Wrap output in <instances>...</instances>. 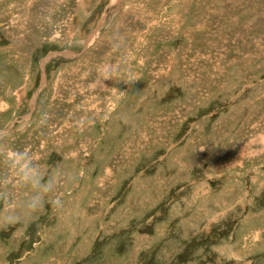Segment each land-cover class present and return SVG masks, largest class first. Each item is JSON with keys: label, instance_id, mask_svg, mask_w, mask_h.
I'll use <instances>...</instances> for the list:
<instances>
[{"label": "rangeland", "instance_id": "374dc122", "mask_svg": "<svg viewBox=\"0 0 264 264\" xmlns=\"http://www.w3.org/2000/svg\"><path fill=\"white\" fill-rule=\"evenodd\" d=\"M0 264H264V0H0Z\"/></svg>", "mask_w": 264, "mask_h": 264}, {"label": "clouds", "instance_id": "9594fccd", "mask_svg": "<svg viewBox=\"0 0 264 264\" xmlns=\"http://www.w3.org/2000/svg\"><path fill=\"white\" fill-rule=\"evenodd\" d=\"M21 179L24 183L30 184L35 192L24 203L22 208L15 210L5 208L3 211H0V228H7L30 219L43 207L47 194L53 191L58 181V177L53 174L42 183L43 177L34 171L24 173Z\"/></svg>", "mask_w": 264, "mask_h": 264}]
</instances>
